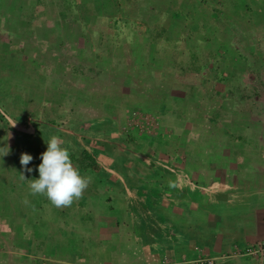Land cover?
<instances>
[{
	"label": "crops",
	"instance_id": "0c3cea01",
	"mask_svg": "<svg viewBox=\"0 0 264 264\" xmlns=\"http://www.w3.org/2000/svg\"><path fill=\"white\" fill-rule=\"evenodd\" d=\"M81 1L74 5L77 13L67 16L65 9L57 12L54 0H0V38L11 30V42L0 39L5 48L0 49V54H14L6 60L0 57V93L8 103V108L0 110V147L10 148L0 150V234H16L17 245L30 254L34 252L30 247L33 238H24V227L32 225L34 238H39L36 247L46 255L43 259L37 257L42 264L67 262L69 252L76 254L71 257H84L88 264H160L264 245V98L245 97L249 104L252 101L253 109L249 107L248 111L239 98L230 103L223 99L220 105L228 109L226 104L233 111L227 120L224 115H214L216 109L214 114H206L212 105L205 109L202 97L196 105L195 94L135 97V84L127 78L128 72L121 81L118 75L104 78L107 66H129L124 60L127 49L123 43L119 45L115 39L117 44L110 51L108 45L105 53L111 55L101 53V60L106 61L97 66L89 40L84 48L76 43L81 36L87 39L92 33L80 21L92 25L95 20L96 28L98 18H111L105 13L108 9L113 16L109 21L121 24L117 38H124L122 25L130 22L125 18L126 10L122 11L124 0ZM197 3L202 5L195 0L173 11L165 32L170 37L186 34L197 46L196 38H212L208 48L218 53L221 60L211 64L212 71L216 77L230 81L233 73L248 67L247 60L232 48L225 33L230 30L208 27L203 35L199 22L205 14L196 12ZM50 9L52 13L48 12ZM25 13L37 20L39 31L47 33L45 43L54 41L56 35L60 37L58 45L40 49L39 34L35 33L33 40L25 34L30 29ZM178 20L186 25L174 35ZM18 21L20 25L14 29L13 23ZM67 48L77 53L71 57L77 61L65 62L60 51ZM155 49L147 63L150 70L164 67L156 60V46ZM88 51L89 60L83 59ZM239 57L245 64L237 68ZM225 59L231 62L226 70ZM30 67L49 70L56 84L50 83L46 89L49 97L44 98L31 88L32 94L39 96L31 99V104L19 93L12 97L7 86V81L17 79L15 74L28 81L26 68ZM16 81L13 83L25 82ZM164 83L159 86L165 87ZM177 98L180 104H174ZM169 105L171 117L166 108ZM257 108L261 113H253ZM259 114L261 119H257ZM25 118L34 131L23 130L24 137L41 135L43 123L47 131L55 129L61 137L55 133L52 137H57L76 157L73 165L88 178L82 196L71 205L57 207L44 199L45 194L37 195L39 200H35L30 184L39 178L38 165L47 143L37 140V146H28V151L22 145L15 148L11 137L13 121L26 124ZM23 153L34 157L28 165L33 168V175L20 163ZM81 164L95 166L84 169ZM42 239L46 244H42ZM50 250L54 252L49 254ZM221 262L264 264V254Z\"/></svg>",
	"mask_w": 264,
	"mask_h": 264
},
{
	"label": "rangeland",
	"instance_id": "374dc122",
	"mask_svg": "<svg viewBox=\"0 0 264 264\" xmlns=\"http://www.w3.org/2000/svg\"><path fill=\"white\" fill-rule=\"evenodd\" d=\"M54 1L56 2L57 12L59 11V9H61L62 12L65 9V13L67 14V16H69L70 13L76 14L78 9L75 8L74 5L80 2L82 3L81 0ZM192 1L195 0H124L122 11L126 10L127 16L125 18L130 20V22L128 23L122 22L123 24H125L122 25V27L124 28V33H126L125 35L127 37L125 36L123 38L121 36L120 39L117 38V33L121 31V24L118 22L115 25L113 21H109L112 20L111 18L113 16H110L109 13L112 11L108 9L105 13L111 18L109 20L98 18L99 20H97L98 24H96V28L94 26L95 20L92 21V25L86 23L85 21H80V23L83 24L84 28H89V31L92 33L89 32L91 34V37L87 39L81 36L76 41L77 47H87L86 44L89 40L91 47L94 50L95 65L99 64L98 62L100 61H106V59L104 58H102L103 61L101 60L100 54H106L105 50L108 45L110 51V47H113V45L117 44L113 42L116 39V41H120L119 45L123 43L122 46L127 49V56L124 58V60L129 66L122 63H120V69L107 66L108 75L107 72H105V76L103 75L105 79H108V77L110 79H114V77L118 75V79H120L119 81H121L122 78H126L124 76V73L128 72V76L126 75L127 78L129 80L133 79V83L135 84V97H158L157 95H160L161 97H193V94H195L197 95V97H195L196 105H198L197 99L199 97H202V102L206 103V105L204 104L205 109L208 108L209 105H212V109H206V114H208V112L209 114H214L213 111L214 109H216L214 115L220 114L222 118L224 115L228 120L232 118L233 111L231 112L230 107L226 104L225 106L228 107V109H225L223 104L220 105L223 99H227L228 103H230L232 99L236 100L237 98H239L241 100L240 104H242V107H244V109L248 108V111L252 107V101L250 100L249 104V98L245 97H252L253 100L256 99L255 97H260V99L262 97L264 98V0H196L202 4L200 6L205 11L204 18L199 22L201 23V32L204 33V31L208 27H210V30L215 29V27L216 29L223 30L224 28L230 30V32L226 31L225 33L229 38V42L231 41L232 43V48L235 49V51L240 54V56L244 57L245 61L247 60L246 62L248 64V67L246 68L245 66V70L239 71L238 74L233 73V78L230 81L216 77L217 75L212 71L213 69L211 68V64H218V62L221 61L219 54L211 51V49L208 48L210 45L209 41L213 40L212 38L209 39L208 36L201 39L196 38L195 41L198 43L197 46L193 44L192 39L186 38V34L181 35L180 37H170L169 32H165L167 30L165 26L170 23L169 19L172 18L170 14H172L173 11L177 12L181 7H183V4L192 3ZM81 10L83 11V9ZM48 12L52 13L53 10L50 9ZM79 13H83L80 11V8ZM24 15L28 19L30 28L29 32H25V34L28 35V37H30L32 40L35 36V33L36 35L39 34V42H41L40 49H46V45L51 48L58 45L60 37L55 35L56 39H54V41L45 43V41H47L48 39L44 36V34L47 33L39 31V24L35 18L32 19V17H30V15L26 13ZM226 19L229 24L226 23ZM173 21H177L176 18L173 17ZM74 22L76 24H79V21ZM84 23L86 24V27ZM19 25L20 21L15 22L13 23V28L15 29L16 27H19ZM185 25L186 22L182 23L181 21H179L177 28L174 29V35L175 33L179 34V32L184 29ZM114 26L118 27L113 29ZM24 30L26 31V28H24ZM4 31L5 28L3 29V32H1V35L4 33ZM205 33L203 35H205ZM10 34L11 30H6L5 34L0 39L11 42V40L9 39ZM30 43L32 45V42ZM155 46L158 50L155 56L157 58L156 60L158 61V63L164 64V67L160 70H150L151 68L148 67L147 64L149 63V59L151 57L150 53L155 49ZM0 49L4 51L5 48L0 44ZM68 49L69 48H67V51L62 50V52L60 51V53H63L65 62L69 63L70 59L74 62V60L76 59H73L71 57L75 56V54L77 53L70 52V50ZM90 52L92 51L90 50ZM89 54V51L88 53L86 52L85 54H83L82 58H86V60H89ZM13 55L14 54L5 51V54L2 55L1 53L0 57L6 60L8 57ZM68 55H70L69 58ZM107 55L111 54H106V56ZM140 55H142V57H140ZM31 59L33 63L37 62L36 59ZM240 59L241 58L239 57L236 61L237 63H235L237 64V68L242 67L244 66L243 64H245H241ZM230 63L228 59H225V70ZM26 70L30 76L28 81L24 77L20 78L18 74L14 75L17 79H14L13 81L20 79L24 80V83L16 84L13 83V81H7V83H9L7 86H9L12 90L11 92H9L10 95L12 97H16L15 94L19 93L18 95H22V99H24L26 103L28 102L29 104H31V99L39 97L36 94H32V88V90L34 89L38 91V94L42 96L41 98L49 97L47 96L46 89L48 88L50 83H53V86L56 85L54 79L55 76L52 73L48 74L49 70L43 68L33 70L32 67H30L26 68ZM95 71L97 72L98 70L94 69V72ZM121 71L123 74L121 73ZM97 76L98 75L94 74V77ZM33 77L38 78L33 79ZM152 79L156 80V82ZM97 81L100 82V78L97 77ZM79 82L81 81L78 78V83ZM160 82H165V87H160ZM186 93L189 95H187ZM4 97L6 96L0 93V110L1 108H8V103L6 102ZM12 97H9V99H11ZM178 101L179 99L177 98V103L175 102L174 104H180V102ZM166 108L168 109L167 112L171 117L172 113L170 109L172 107L169 105V107ZM259 109L257 108V112L253 111V113H261ZM258 117L259 118L257 119H261L260 114L258 115ZM25 120L26 124H20L17 121H13L14 134L11 135V137L14 141L15 148L22 145L23 147L25 146V150L28 151V146H37V140L38 142L42 141V143H47V141L52 137V134L54 133L57 134V136L61 137V134L55 129H53V131H47L48 129L45 128L44 123L42 125V122L39 123L43 127V131L40 133L41 135H34L35 138L34 136H31L30 138L24 137V133H22L24 132L23 130L30 133L34 131L31 124L27 121L28 119L25 118ZM166 141L167 140H165L164 142ZM217 141L220 142L219 140ZM184 142L185 141H183L182 143ZM37 195L42 194H35V200H39ZM44 196L45 200H49L46 195ZM9 207L11 206L9 205ZM55 219H58V214L57 216H55ZM33 232L34 229L32 228V225L29 224V226L27 225V227H24V238H33V242L30 244V247L33 248L31 250L34 252L30 254L26 253L25 248L17 245L16 234H0V264H41V262L38 261L37 257H39L40 255V257L43 259V257L46 258V255H42V248L36 247V238L38 237L34 238ZM73 251L74 249H72V252ZM72 255L76 254L69 252V261L62 263L61 261H56L55 264H88L85 259H82L84 257L78 255L79 257L75 258L71 257ZM208 256L214 255H206L199 258ZM232 258L237 257H231L229 259ZM166 261L168 260H165L163 262ZM221 261H218L216 264H222L223 262Z\"/></svg>",
	"mask_w": 264,
	"mask_h": 264
},
{
	"label": "clouds",
	"instance_id": "9594fccd",
	"mask_svg": "<svg viewBox=\"0 0 264 264\" xmlns=\"http://www.w3.org/2000/svg\"><path fill=\"white\" fill-rule=\"evenodd\" d=\"M47 145V150L41 154L42 163L38 165L39 178L32 179L30 189L33 194H45L57 207L71 205L82 196L89 180L73 165L70 152L57 137L50 138ZM4 148L10 149L0 147V150ZM33 159L29 153L21 155L20 163L29 173L33 171L28 167Z\"/></svg>",
	"mask_w": 264,
	"mask_h": 264
},
{
	"label": "built area",
	"instance_id": "2783aa9c",
	"mask_svg": "<svg viewBox=\"0 0 264 264\" xmlns=\"http://www.w3.org/2000/svg\"><path fill=\"white\" fill-rule=\"evenodd\" d=\"M264 253V246L249 247L242 251H235L233 254H222L208 256L204 258H197L192 260H175V261H166L161 264H216L218 261L227 260L231 257H240V256H250V255H260Z\"/></svg>",
	"mask_w": 264,
	"mask_h": 264
},
{
	"label": "trees",
	"instance_id": "16d2710c",
	"mask_svg": "<svg viewBox=\"0 0 264 264\" xmlns=\"http://www.w3.org/2000/svg\"><path fill=\"white\" fill-rule=\"evenodd\" d=\"M201 4V3H200ZM196 12L197 13H203V14H201V15H204L205 14V11H204V9L200 6V5H198V3H197V5H196ZM2 118V117H1ZM2 119H4V117L2 118ZM94 143H96L95 141H94ZM86 154H87V152H85V156H86ZM88 156V155H87ZM93 158V157H92ZM71 159L72 160H75L76 159V157H74V155H71ZM95 165L94 164H91V165H83V164H81L80 165V168H84V169H89L90 167H94ZM39 223H37V225H38ZM65 233H67V232H65ZM41 242H43L42 244H46L45 243V241L42 239L41 240ZM51 249H53V247H51ZM52 252H54V251H48V253L49 254H52ZM42 264V263H41Z\"/></svg>",
	"mask_w": 264,
	"mask_h": 264
}]
</instances>
